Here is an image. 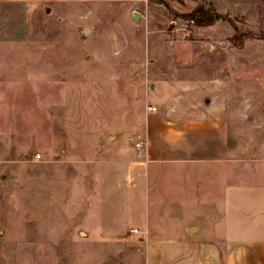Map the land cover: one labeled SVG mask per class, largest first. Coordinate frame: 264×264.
Here are the masks:
<instances>
[{
    "label": "rangeland",
    "instance_id": "1",
    "mask_svg": "<svg viewBox=\"0 0 264 264\" xmlns=\"http://www.w3.org/2000/svg\"><path fill=\"white\" fill-rule=\"evenodd\" d=\"M28 7L26 53L0 75V264H146L151 226L222 198L221 166L147 152V116L184 92L229 119L235 183L264 185V0ZM199 7L219 18L198 24Z\"/></svg>",
    "mask_w": 264,
    "mask_h": 264
},
{
    "label": "crops",
    "instance_id": "2",
    "mask_svg": "<svg viewBox=\"0 0 264 264\" xmlns=\"http://www.w3.org/2000/svg\"><path fill=\"white\" fill-rule=\"evenodd\" d=\"M28 5L29 0H0V75L10 72L13 61L26 53ZM12 49L16 53L13 56ZM191 81L182 84L188 89ZM194 98L195 95L184 92L171 100L176 106H170L168 115L147 116V152L158 163L175 159L215 163L225 172L215 173L214 178L226 186L222 198L218 187H213L210 202H205L200 194L196 203L176 206L190 216L179 226L166 229L163 235L151 226L145 239L141 237L147 244L145 262L264 264V185L235 183V143L231 141L234 133L230 121L219 116V107L206 111Z\"/></svg>",
    "mask_w": 264,
    "mask_h": 264
},
{
    "label": "trees",
    "instance_id": "3",
    "mask_svg": "<svg viewBox=\"0 0 264 264\" xmlns=\"http://www.w3.org/2000/svg\"><path fill=\"white\" fill-rule=\"evenodd\" d=\"M189 17L200 25H208L215 22L219 18V15L216 12L199 7L190 13Z\"/></svg>",
    "mask_w": 264,
    "mask_h": 264
},
{
    "label": "water",
    "instance_id": "4",
    "mask_svg": "<svg viewBox=\"0 0 264 264\" xmlns=\"http://www.w3.org/2000/svg\"><path fill=\"white\" fill-rule=\"evenodd\" d=\"M140 16H141V14L139 12H135V14H134V20L135 21H138L139 18H140ZM88 31H89L88 28H83L82 29V33H84V34H86Z\"/></svg>",
    "mask_w": 264,
    "mask_h": 264
},
{
    "label": "built area",
    "instance_id": "5",
    "mask_svg": "<svg viewBox=\"0 0 264 264\" xmlns=\"http://www.w3.org/2000/svg\"><path fill=\"white\" fill-rule=\"evenodd\" d=\"M150 109H152V110H156V107H150ZM144 143L143 142H141L139 145H143ZM133 231H138V229H134Z\"/></svg>",
    "mask_w": 264,
    "mask_h": 264
}]
</instances>
